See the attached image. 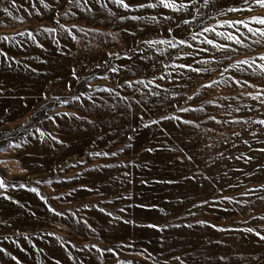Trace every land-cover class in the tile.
<instances>
[{
    "label": "rangeland",
    "instance_id": "1",
    "mask_svg": "<svg viewBox=\"0 0 264 264\" xmlns=\"http://www.w3.org/2000/svg\"><path fill=\"white\" fill-rule=\"evenodd\" d=\"M124 3L0 0V264H264V7Z\"/></svg>",
    "mask_w": 264,
    "mask_h": 264
},
{
    "label": "snow or ice",
    "instance_id": "2",
    "mask_svg": "<svg viewBox=\"0 0 264 264\" xmlns=\"http://www.w3.org/2000/svg\"><path fill=\"white\" fill-rule=\"evenodd\" d=\"M70 2H71V0H70ZM118 2L125 8L129 7V5L124 3V0H118ZM162 2H163V0H162ZM206 3H207V0H206ZM245 3H248V0H245ZM255 3L260 5L261 7H264V0H255ZM164 6L165 7H174V5L171 4V3H165ZM140 7H145V5H141ZM147 7H155V5H147ZM240 10H242V9H237V8L228 9V11H240ZM133 19H136V18L133 17ZM253 19L255 20L256 23L264 25V18H253ZM236 24H242L245 28H248L249 32H252L254 35L258 34L260 37H264V31H261L260 29H255L254 30V29L250 28L249 25L243 20H238V21H235V22H229V26H234ZM207 30L208 29H205V31H207ZM212 31H215V29H212ZM193 38H195V37H193ZM228 38L235 39V42L238 43V44L241 43V41L238 38H234V37H231V36H229ZM207 42L208 43H212V41H207ZM154 43H171V42L170 41H156ZM180 43H184V42L181 41ZM257 43H259V40L257 41ZM261 59H264V57H261ZM241 63H248V62L247 61H243ZM249 66L251 67V64ZM196 71H199V70L197 69ZM261 123H264V121H262ZM97 155H99V153H97ZM2 185H3V181L0 180V186H2ZM33 191H35V189H33ZM248 231H252V230L249 229Z\"/></svg>",
    "mask_w": 264,
    "mask_h": 264
}]
</instances>
